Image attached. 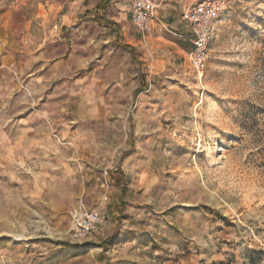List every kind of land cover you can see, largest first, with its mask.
I'll return each instance as SVG.
<instances>
[{"label": "rangeland", "instance_id": "obj_1", "mask_svg": "<svg viewBox=\"0 0 264 264\" xmlns=\"http://www.w3.org/2000/svg\"><path fill=\"white\" fill-rule=\"evenodd\" d=\"M129 1L0 0V264H264V0H220L201 73Z\"/></svg>", "mask_w": 264, "mask_h": 264}, {"label": "built area", "instance_id": "obj_2", "mask_svg": "<svg viewBox=\"0 0 264 264\" xmlns=\"http://www.w3.org/2000/svg\"><path fill=\"white\" fill-rule=\"evenodd\" d=\"M180 7V22L188 29L189 36L181 35L191 44L188 54L190 65L194 71L201 73L206 66L209 56L211 39V25L221 13L220 0H175ZM162 3L155 0H130V20L139 33H145L152 24L163 26L160 13ZM103 221L97 210L79 208L73 217L72 238L76 241H85L98 230Z\"/></svg>", "mask_w": 264, "mask_h": 264}, {"label": "trees", "instance_id": "obj_3", "mask_svg": "<svg viewBox=\"0 0 264 264\" xmlns=\"http://www.w3.org/2000/svg\"><path fill=\"white\" fill-rule=\"evenodd\" d=\"M105 2H106V0H102V2L99 3V5H98V7H97V10H98V11L104 8V4H105ZM126 48H129V49L131 50V47H129V46H126ZM131 51H132V50H131ZM131 57H132V60L134 61L135 56H134V54H133V51H132V56H131Z\"/></svg>", "mask_w": 264, "mask_h": 264}, {"label": "crops", "instance_id": "obj_4", "mask_svg": "<svg viewBox=\"0 0 264 264\" xmlns=\"http://www.w3.org/2000/svg\"><path fill=\"white\" fill-rule=\"evenodd\" d=\"M156 1V0H155ZM157 2V1H156ZM170 2V1H169ZM161 3V2H160ZM165 12V11H164Z\"/></svg>", "mask_w": 264, "mask_h": 264}]
</instances>
